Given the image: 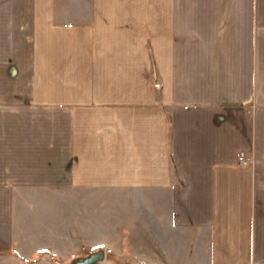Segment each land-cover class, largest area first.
I'll return each instance as SVG.
<instances>
[{
	"label": "crops",
	"instance_id": "1",
	"mask_svg": "<svg viewBox=\"0 0 264 264\" xmlns=\"http://www.w3.org/2000/svg\"><path fill=\"white\" fill-rule=\"evenodd\" d=\"M101 193L158 263L264 264V0H0V264Z\"/></svg>",
	"mask_w": 264,
	"mask_h": 264
},
{
	"label": "rangeland",
	"instance_id": "2",
	"mask_svg": "<svg viewBox=\"0 0 264 264\" xmlns=\"http://www.w3.org/2000/svg\"><path fill=\"white\" fill-rule=\"evenodd\" d=\"M80 200L75 201L71 211L68 209V215H62L66 225L61 217L50 218L57 222L62 233L67 227L70 231L75 224L76 240L59 241L58 252L46 251L42 258H34L27 264H79L99 251L104 253V258L93 264H161L162 261L172 264L170 259L173 263H186L185 257L159 258L160 263L157 262L155 210L142 208L139 194L112 198L111 193H101L98 202ZM164 244L171 249V240Z\"/></svg>",
	"mask_w": 264,
	"mask_h": 264
},
{
	"label": "water",
	"instance_id": "3",
	"mask_svg": "<svg viewBox=\"0 0 264 264\" xmlns=\"http://www.w3.org/2000/svg\"><path fill=\"white\" fill-rule=\"evenodd\" d=\"M103 258H104V253L102 251H99L91 254L89 257L80 261L79 264H93L102 260Z\"/></svg>",
	"mask_w": 264,
	"mask_h": 264
}]
</instances>
